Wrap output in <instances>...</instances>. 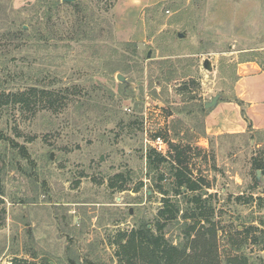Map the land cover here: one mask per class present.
I'll return each instance as SVG.
<instances>
[{
	"label": "rangeland",
	"instance_id": "374dc122",
	"mask_svg": "<svg viewBox=\"0 0 264 264\" xmlns=\"http://www.w3.org/2000/svg\"><path fill=\"white\" fill-rule=\"evenodd\" d=\"M118 1L0 0V91L55 104L0 107V264H121L118 233L154 231L165 199L180 210L169 244L264 264V135L203 133L204 103L231 96L238 65L264 69V0ZM150 148L166 158L155 171ZM177 170L200 189L176 196ZM199 194L213 213L197 223Z\"/></svg>",
	"mask_w": 264,
	"mask_h": 264
},
{
	"label": "trees",
	"instance_id": "16d2710c",
	"mask_svg": "<svg viewBox=\"0 0 264 264\" xmlns=\"http://www.w3.org/2000/svg\"><path fill=\"white\" fill-rule=\"evenodd\" d=\"M62 6L73 7L76 8L78 6L77 3H64ZM46 92L44 90H38L36 87H31L22 92L16 93H6L4 90L0 91V107L9 105V104H27L29 102V98L35 99L38 102L46 99L48 106L47 109H54V102L52 99L53 94ZM46 95V96H45ZM45 97V98H44ZM236 103L242 105L239 101L235 100ZM170 147H176L170 145ZM22 155L26 156L25 150L21 148ZM181 154L177 153V163L180 164L179 158ZM146 162L147 167L150 170H157L160 166L166 163V158L164 155L157 153L154 149H149L146 153ZM258 169H261L259 165H257ZM123 181V175L119 174L116 176V179ZM175 179V195H180L181 193L185 194L182 191L196 193L200 188L196 183L192 182L188 176L182 172L181 170H177L174 173ZM158 180L162 182L164 180L163 175L158 177ZM204 182L203 180H201ZM112 187V186H111ZM123 186L119 189L122 190ZM158 191L164 195L161 187L158 188ZM0 195H3V191L0 187ZM189 203L194 206L191 217L195 219L197 223L199 221H203L205 215L203 211H209L210 215L213 213V209L208 208L206 205V200H202L201 194L194 196ZM179 208L175 205H170L168 200H163V207L159 210L157 215L156 227L154 231L147 225L142 224L137 229H133L130 232H120L117 235V247H118V255L120 256L119 261L121 264H221L217 258H211L209 256L210 251L206 249V246H202V252L196 251L192 254H188V247H176L169 244L164 239L163 230L166 227L165 225L170 221H175L177 219V215L179 213ZM201 212V213H197ZM194 227H189L187 232V239L190 238V233L194 232ZM200 237L202 244L208 242L209 240H205L206 236L214 239L217 236V232L215 227L212 225L211 227L199 231L196 235ZM194 241H192L193 243ZM212 242V241H211ZM195 251V250H194ZM11 264H25V262H21L18 260L13 261ZM226 264H247V260L245 258L234 260H228Z\"/></svg>",
	"mask_w": 264,
	"mask_h": 264
},
{
	"label": "crops",
	"instance_id": "0c3cea01",
	"mask_svg": "<svg viewBox=\"0 0 264 264\" xmlns=\"http://www.w3.org/2000/svg\"><path fill=\"white\" fill-rule=\"evenodd\" d=\"M123 1L119 0L118 4ZM126 1H131L137 10L161 2V0ZM219 96L216 106L205 114L203 128L205 136L217 138L243 136L249 133L264 135V69L254 62L238 65L231 96L228 98L224 95Z\"/></svg>",
	"mask_w": 264,
	"mask_h": 264
},
{
	"label": "water",
	"instance_id": "95a60500",
	"mask_svg": "<svg viewBox=\"0 0 264 264\" xmlns=\"http://www.w3.org/2000/svg\"><path fill=\"white\" fill-rule=\"evenodd\" d=\"M61 1H62V3H73L75 0H61ZM182 37L183 36L181 34L178 35V38H182ZM147 58H150V54L147 55ZM203 67L208 72H211L212 71V67L210 65L209 60H205L204 61ZM117 79L120 82H123V83L125 81L124 77H122L121 75H118L117 76ZM219 99H220V96L219 95L215 96L210 102L204 104V109L205 110H210V109L214 108L216 106V104H217V102H218ZM260 178H261V173H260V171H257L256 172V182H259L260 181Z\"/></svg>",
	"mask_w": 264,
	"mask_h": 264
},
{
	"label": "built area",
	"instance_id": "2783aa9c",
	"mask_svg": "<svg viewBox=\"0 0 264 264\" xmlns=\"http://www.w3.org/2000/svg\"><path fill=\"white\" fill-rule=\"evenodd\" d=\"M154 145H155V150L157 151H162V146H164L160 138H157L154 141Z\"/></svg>",
	"mask_w": 264,
	"mask_h": 264
}]
</instances>
